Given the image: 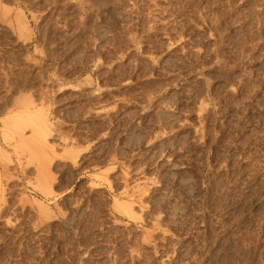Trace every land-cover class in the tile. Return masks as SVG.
<instances>
[{
  "label": "rangeland",
  "instance_id": "obj_1",
  "mask_svg": "<svg viewBox=\"0 0 264 264\" xmlns=\"http://www.w3.org/2000/svg\"><path fill=\"white\" fill-rule=\"evenodd\" d=\"M87 1L0 0V264H264V0Z\"/></svg>",
  "mask_w": 264,
  "mask_h": 264
},
{
  "label": "bare ground",
  "instance_id": "obj_2",
  "mask_svg": "<svg viewBox=\"0 0 264 264\" xmlns=\"http://www.w3.org/2000/svg\"><path fill=\"white\" fill-rule=\"evenodd\" d=\"M88 1H89V0H88ZM88 1H87V2H88ZM96 1H97V0H96ZM101 2H102V1H101ZM101 2H100V3H101ZM104 2H105V1H104ZM54 3H55V2H54ZM90 3H91V2H90ZM55 4H56V3H55ZM84 4H85V2H84ZM95 4H96V3H95ZM95 4H94V5H95ZM106 5H107V3H106ZM181 5H182V4H181ZM82 6H83V5H82ZM159 6H160V5H159ZM156 7H157V6H156ZM158 8H159V7H158ZM176 8H177V7H176ZM87 10H88V9H87ZM162 10H163V9H162ZM182 10H183V9H182ZM188 10H189V9H188ZM185 11H186V10H185ZM193 11H194V10H193ZM175 12H176V10H175ZM87 14H88V13H87ZM89 15H90V14H89ZM149 15H150V14H149ZM155 19H157V18H155ZM160 20H161V19H160ZM85 22H86V21H85ZM145 23H146V22H145ZM209 23H210V22H209ZM146 24H147V23H146ZM147 25H148V24H147ZM154 26H155V25H154ZM165 26H166V25H165ZM153 29H154V28H153ZM162 30H163V29H162ZM163 31H164V30H163ZM151 32H152V31H151ZM158 32H160V31H158ZM167 33H168V32H167ZM157 34H158V33H157ZM21 35H22V34H21ZM183 35H184V34H183ZM25 37H26V36H25ZM167 37H168V36H167ZM210 37H211V36H210ZM149 38H150V37H149ZM150 40H151V39H150ZM197 40H198V39H197ZM228 41H229V40H228ZM241 45H242V44H241ZM248 45H250V43H249ZM218 46H219V45H218ZM251 46H252V45H251ZM199 49H200V48H199ZM245 49H246V48H245ZM183 51H184V50H183ZM217 51H218V50H217ZM213 52H214V51H213ZM216 54H217V53H216ZM231 54H232V53H231ZM189 56H190V55H189ZM223 58H224V57H223ZM249 58H250V57H249ZM183 64H184V63H183ZM193 65H194V64H193ZM236 65H237V64H236ZM179 66H180V65H179ZM190 68H191V67H190ZM232 68H233V67H232ZM238 68H239V67H238ZM217 69H218V68H217ZM184 71H185V70H184ZM182 74H183V73H182ZM219 78H220V77H219ZM243 79H244V78H243ZM254 79H255V78H254ZM252 83H253V82H252ZM247 84H248V83H247ZM254 84H255V83H254ZM240 85H241V84H240ZM251 85H252V84H251ZM238 86H239V85H238ZM246 86H247V85H246ZM224 88H225V87H224ZM224 88H222V89H224ZM253 88H254V85H253ZM258 89H260V88H258ZM255 91H256V90H255ZM188 92H189V91H188ZM233 93H234V92H233ZM237 93H238V92H237ZM259 93H260V92H259ZM211 94H212V93H211ZM216 95H217V94H216ZM241 96H242V95H241ZM227 97H228V96H227ZM221 98H222V97H221ZM195 99H196V98H195ZM205 100H206V99H205ZM259 101H260V100H259ZM200 102H201V101H200ZM208 102H209V101H208ZM232 102H233V101H232ZM224 103H225V102H224ZM207 104H209V103H207ZM221 104H222V103H221ZM254 104H255V103H254ZM204 105H206V104H204ZM215 105H216V104H215ZM242 105H243V104H242ZM197 108H198V107H197ZM203 108H204V107H203ZM228 108H229V107H228ZM200 109H201V108H200ZM241 109H242V108H241ZM258 109H259V108H258ZM201 110H202V109H201ZM253 110H254V109H253ZM202 111H203V110H202ZM234 111H235V110H234ZM245 111H246V110H245ZM251 111H252V109H251ZM198 115H199V113H198ZM22 117H23V116H22ZM16 118H17V117H16ZM16 118H14V120H15ZM23 118H24V117H23ZM254 118H255V117H254ZM25 119H26V118H25ZM201 119H202V118H201ZM12 120H13V118H12ZM12 120H11L10 123H13V126H12L11 124H10L11 126L8 125V124H7V125L10 126L11 128L14 127V129L17 130V128L19 127L17 124L21 125L22 123L20 124L19 122H20V121H23V120H21V116H18V119L16 120V123H17V124L14 123L15 121L12 122ZM19 120H20V121H19ZM26 120L28 121V119H26ZM30 120H31V119H30ZM32 120H33V119H32ZM32 120H31V121H32ZM257 120H258V119H257ZM5 121H6V120H5ZM5 121H4V122H5ZM17 121H18V122H17ZM34 121H35V120H34ZM39 121H40V120H39ZM255 121H256V120H255ZM6 122H8V121H6ZM36 122H37V121H36ZM244 122H245V121H244ZM32 123H33L32 125H31L30 123H27V124H28L27 126H30V125H31V126H30L31 129L33 128V131H34L33 134H35V133L37 134V136H34V137H32V138H35V137H36V140H37V141L40 139V137H41V138H42V137L45 138L46 133H43V132H45L43 129H44V127H45V123H46V122H43L44 127L41 126L42 124H41L40 122H39V123H40L41 125L38 124V122H37V123L32 122ZM29 124H30V125H29ZM7 125H6L5 127H8ZM24 125H25V124H24ZM3 126H4V125H3ZM22 126H23V125H22ZM22 126H21V127H22ZM10 127H8V128H10ZM21 127H20V128H21ZM8 128H7V130H8ZM20 128H18V129H20ZM47 128H48V127H47ZM235 128H236V127H235ZM12 129H13V128H12ZM34 129H35V130H34ZM5 130H6V129H5ZM47 130H48V129H47ZM8 131H9V130H8ZM11 131H12V130H11ZM35 131H36V132H35ZM18 132H19V131H18ZM7 133H8V132H7ZM9 133H10V132H9ZM19 133H20V132H19ZM3 134H4V133H3ZM11 134H12V133H11ZM43 134H45V135L43 136ZM12 135H14V133H13ZM38 135H40V136H38ZM4 136H5V135H4ZM7 136H8V135H7ZM7 136H6V137H7ZM6 137H5V138H6ZM7 138H8V137H7ZM7 138H6V139H7ZM37 138H39V139H37ZM44 138H43V139H44ZM43 139H42V140H43ZM34 140H35V139H34ZM36 140L33 141V139H32V143H34V144H33L34 147H36V144H37V143H36V142H37ZM20 141H21V140H20ZM20 141H19V142H20ZM39 141H40V140H39ZM45 141H46V140H45ZM23 142H25V141H23ZM23 142H22V144H23ZM43 142H44V141H43ZM30 143H31V141L28 142V144H30ZM25 144L27 145V141L23 144V145L26 147ZM23 145H21V146H23ZM30 145H31V144H30ZM30 145H29V146H30ZM37 145H38V144H37ZM19 146H20V145H19ZM21 146H20V147H21ZM29 146L27 145V147H29ZM31 146H32V145H31ZM40 147H41V146H40ZM21 148H22V147H21ZM43 148H44V147H43ZM26 149H28V148H26ZM33 149H34V148H33ZM28 150H29V152H31L32 149H31V150L28 149ZM32 151H33V150H32ZM34 151H35V149H34ZM38 153H39V152H38ZM31 154H32V153H31ZM33 154H34V153H33ZM33 154H32V155H33ZM36 155H37V154H36V152H35V156H36ZM40 155H41V154H40ZM40 155H38V156H40ZM33 156H34V155H33ZM38 156H37V158H38ZM41 157H42V156H41ZM33 158H34V157H33ZM35 159H36V158H35ZM43 159L45 160L44 157H43ZM50 160H51V159H50ZM51 161H53V159H52ZM43 162H44V161H43ZM45 162H46V161H45ZM47 162H48V165H47V167H48V166H49V159L47 160ZM46 164H47V163H46ZM50 164H51V163H50ZM44 166H45V165H44ZM50 166H51V165H50ZM45 168H46V166H45ZM47 169H48V168H47ZM44 170H45V169H44ZM40 172H41V171H40ZM45 173H46V172H45ZM40 176H43V175L41 174ZM44 176H45V175H44ZM43 178H44V177H42L41 179L43 180ZM39 179H40V178H39ZM41 179H40V180H41ZM42 180H41V181H42ZM41 181H39V182L41 183ZM42 182L44 183L45 181H42ZM43 183H41V184H43ZM44 185L47 186V184H44ZM38 187H39V186H38ZM42 187H44V186H42ZM42 187H39V188H42ZM220 191H221V190H220ZM46 193L48 194L49 192H46ZM219 193H220V192H219ZM49 194H50V193H49ZM217 196H218V195H217ZM118 202H119V201H118ZM131 204H132V203H131ZM119 205H120L121 207H122V206H123V207L125 206V208H124V212L127 213L126 215L133 216V209H132V206H130V205H128V204H124V203H123V204L121 203V204H119ZM42 207H44V206H42ZM41 209H42V208H41ZM44 210H45V209H44ZM46 210H47V209H46ZM142 210H143V209H142ZM140 218H141V216H140ZM137 219H139V218H137ZM149 235H150V234H148V236H149ZM152 237H153V236H152ZM148 238H150V237H148ZM143 239H144V238H143ZM146 242H147V241H146ZM56 248H57V247H56Z\"/></svg>",
  "mask_w": 264,
  "mask_h": 264
}]
</instances>
